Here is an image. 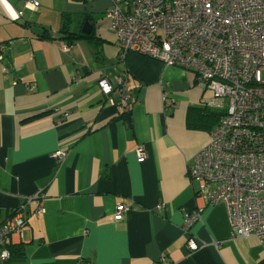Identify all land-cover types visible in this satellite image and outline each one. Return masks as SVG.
<instances>
[{
    "label": "crops",
    "instance_id": "0c3cea01",
    "mask_svg": "<svg viewBox=\"0 0 264 264\" xmlns=\"http://www.w3.org/2000/svg\"><path fill=\"white\" fill-rule=\"evenodd\" d=\"M24 1L0 0V226L26 220L22 237L10 235L6 264H264V241L233 236L224 205L209 204L188 175L210 142L187 126L189 109L211 100L207 83L181 66L122 56L106 17L112 0ZM65 15L76 33L88 19L99 43L64 40ZM119 76L131 80L127 113L99 87ZM118 205L129 209L116 220ZM189 211L201 216L194 252Z\"/></svg>",
    "mask_w": 264,
    "mask_h": 264
},
{
    "label": "built area",
    "instance_id": "2783aa9c",
    "mask_svg": "<svg viewBox=\"0 0 264 264\" xmlns=\"http://www.w3.org/2000/svg\"><path fill=\"white\" fill-rule=\"evenodd\" d=\"M122 4L112 0L106 14L122 56L134 52L187 68L207 83L212 97L205 104L213 108L229 101L188 175L199 194L207 193L209 204L224 205L233 236L264 241V0H132L127 10ZM38 6L36 0L24 1L25 8ZM130 82L120 76L117 85L107 78L99 81L106 97L119 96L120 112H129L135 102ZM54 155L60 161L66 152ZM136 155L148 157L143 148ZM128 209L118 205L114 218ZM36 212H44L42 205ZM200 218L197 211L184 214L192 252L201 248L191 235ZM25 227L20 214L0 226V264L12 257L10 235L22 237ZM160 263L171 264L165 256Z\"/></svg>",
    "mask_w": 264,
    "mask_h": 264
},
{
    "label": "trees",
    "instance_id": "16d2710c",
    "mask_svg": "<svg viewBox=\"0 0 264 264\" xmlns=\"http://www.w3.org/2000/svg\"><path fill=\"white\" fill-rule=\"evenodd\" d=\"M62 20L63 25L61 34L63 35V39L67 40L69 44H73L80 39L89 40L91 42H94L96 45L99 43L97 41L98 38H96L93 33L83 34L81 32H73L71 30L72 21L69 15H65ZM224 103L225 100L220 105L221 107L216 106L212 108L208 104L204 103L201 108H190L187 118L188 128L193 130L207 131L210 134L213 128L220 123L221 119L228 111L229 106L223 111L216 110V108H223Z\"/></svg>",
    "mask_w": 264,
    "mask_h": 264
},
{
    "label": "water",
    "instance_id": "95a60500",
    "mask_svg": "<svg viewBox=\"0 0 264 264\" xmlns=\"http://www.w3.org/2000/svg\"><path fill=\"white\" fill-rule=\"evenodd\" d=\"M92 28H93L92 24H91L90 21L87 19V20L84 22V25H83V28H82V33H83V34H90Z\"/></svg>",
    "mask_w": 264,
    "mask_h": 264
},
{
    "label": "rangeland",
    "instance_id": "374dc122",
    "mask_svg": "<svg viewBox=\"0 0 264 264\" xmlns=\"http://www.w3.org/2000/svg\"><path fill=\"white\" fill-rule=\"evenodd\" d=\"M263 80H264V72H263ZM229 101L225 99L224 107L223 108H216V110L223 111L228 107ZM215 109V108H214Z\"/></svg>",
    "mask_w": 264,
    "mask_h": 264
}]
</instances>
